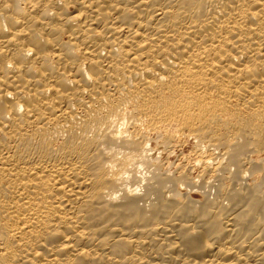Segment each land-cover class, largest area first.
Instances as JSON below:
<instances>
[{
  "label": "bare ground",
  "instance_id": "bare-ground-1",
  "mask_svg": "<svg viewBox=\"0 0 264 264\" xmlns=\"http://www.w3.org/2000/svg\"><path fill=\"white\" fill-rule=\"evenodd\" d=\"M148 133L224 182L201 212ZM262 151L264 0H0V264H264Z\"/></svg>",
  "mask_w": 264,
  "mask_h": 264
},
{
  "label": "rangeland",
  "instance_id": "rangeland-1",
  "mask_svg": "<svg viewBox=\"0 0 264 264\" xmlns=\"http://www.w3.org/2000/svg\"><path fill=\"white\" fill-rule=\"evenodd\" d=\"M71 10L72 9H70V11ZM148 135L149 137H147ZM183 138L184 137L175 139L174 141L171 142L170 144L171 146L169 145V147H164L159 136L154 133L152 134L148 133L146 135L145 141H146V144L148 145V147L146 146V148L147 149L149 148V151L155 154V157H157L156 158L157 161L161 164V173L159 174H162V175L167 174L165 176L167 178H168V175L170 174L169 179L170 178L173 179L176 177L177 171L181 167L184 169V171L186 170L185 174L187 175L186 180H184V183L188 180L190 183L196 186V187L194 186L191 187V189H193V193H191V191L189 190L190 189L189 186L186 185L187 183H189L188 181L185 184L183 183L184 185L183 184L179 185L180 187L178 186L172 187L170 186L171 184H169V182L166 183L167 186H169V189L170 188L172 189V190L171 189L169 190V194L173 196V194L175 193L174 196L177 201L179 202L181 201L180 203H182L186 199V201L183 202L184 204L182 203V206H183L182 215H186L189 210L190 211L193 210L192 208H194V210L196 209L197 211L201 212L202 210L201 208L205 204L209 203V202L205 203L204 200H206L207 198H208L207 200H212L214 197L216 196L218 197L219 189L221 187L220 185L221 183L223 185L224 182L217 180V181H213L212 184H210V186L207 188L203 184L201 186V181L198 178L199 177L198 175L199 167L197 165V162H195L196 143L193 139H190V138L183 139ZM147 140H149L148 141L149 143H147ZM157 152L158 154L156 156ZM249 158H250L248 160L249 164L246 166L248 167L246 168L247 169L246 173H250L248 176V180L252 184V187L254 188V190L258 189V191L261 193L260 195L263 196V197L261 196L262 198L260 197L259 199H255L254 202L259 201L258 202L259 204H264V175H263L264 174V152L262 151L254 155L250 154ZM236 166H238L236 165V162H233L232 165L229 166L230 170H228V172L232 174L233 176V181L232 182L230 181V183L228 182L229 185L231 184L229 192L232 195L229 196V199L227 198L223 200L225 202V204L223 202L225 206L231 203V201L234 199V196L237 192L235 191V188L240 181L239 175H240L241 169H239V167H236ZM143 189L141 185L138 191L141 192L142 190L143 192ZM247 192L250 193V191H247ZM177 193H179V196L177 195ZM182 198L184 200H182ZM261 218H264V216L261 215Z\"/></svg>",
  "mask_w": 264,
  "mask_h": 264
}]
</instances>
